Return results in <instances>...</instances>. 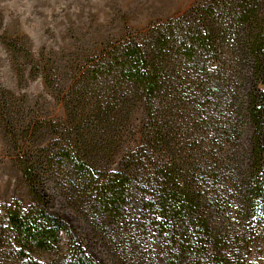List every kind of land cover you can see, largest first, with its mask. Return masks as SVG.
Masks as SVG:
<instances>
[{"label": "trees", "instance_id": "16d2710c", "mask_svg": "<svg viewBox=\"0 0 264 264\" xmlns=\"http://www.w3.org/2000/svg\"><path fill=\"white\" fill-rule=\"evenodd\" d=\"M57 94L46 143L10 129L29 203L3 209L0 264H105L71 212L117 264H264L261 0L107 42Z\"/></svg>", "mask_w": 264, "mask_h": 264}, {"label": "rangeland", "instance_id": "374dc122", "mask_svg": "<svg viewBox=\"0 0 264 264\" xmlns=\"http://www.w3.org/2000/svg\"><path fill=\"white\" fill-rule=\"evenodd\" d=\"M203 1L0 0V101L5 103L4 107L0 104V224L3 209L29 203L18 151L10 142L11 127L20 137L27 130L29 136L36 135L39 141L44 138L46 143V136L54 134L48 132L46 122L65 117L57 91L62 80L71 76L79 56L101 49L107 42L144 32ZM45 63L59 71L52 76L51 85L40 69ZM34 121L43 125L37 123V131L29 123ZM55 204L61 210L62 203ZM69 215L77 231L93 237L95 250L105 264H117L104 253L105 248L95 241L82 219L72 212Z\"/></svg>", "mask_w": 264, "mask_h": 264}]
</instances>
